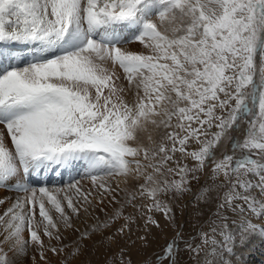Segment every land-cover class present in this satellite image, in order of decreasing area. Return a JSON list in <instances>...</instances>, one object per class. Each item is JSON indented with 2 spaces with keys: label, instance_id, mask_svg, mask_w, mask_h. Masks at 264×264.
<instances>
[{
  "label": "snow or ice",
  "instance_id": "obj_1",
  "mask_svg": "<svg viewBox=\"0 0 264 264\" xmlns=\"http://www.w3.org/2000/svg\"><path fill=\"white\" fill-rule=\"evenodd\" d=\"M0 126V191L13 194L0 197V264H36L30 251L70 264L83 249L65 252L68 230L110 245L135 226L147 245L157 214L174 235L146 264H182L181 251L248 264L264 243V0H0ZM193 182L198 245L174 211Z\"/></svg>",
  "mask_w": 264,
  "mask_h": 264
},
{
  "label": "rangeland",
  "instance_id": "obj_2",
  "mask_svg": "<svg viewBox=\"0 0 264 264\" xmlns=\"http://www.w3.org/2000/svg\"><path fill=\"white\" fill-rule=\"evenodd\" d=\"M135 44V45H134ZM130 51L140 52L143 51L142 45L138 43H131L127 46ZM140 48V49H139ZM119 70V69H118ZM118 75L120 78L123 77V73L121 70H119ZM125 82V83H124ZM121 83H124L125 86L127 85V82L124 80H121ZM243 127V126H242ZM215 131V129H213ZM234 137H239L241 140L243 137L239 133H232ZM147 143V141L145 142ZM224 151L228 154H231V141L225 142L224 145ZM189 166H191V162H189ZM87 184V182H85ZM123 187V185H121ZM193 195H186L181 200L176 202V205L174 206V211L176 213V222L177 226L181 222L184 223V232L186 237L191 235L194 237L193 243L194 245L201 244V238L198 235V233L201 231V224L195 222L191 217L194 213L193 208V201H194V194L196 192V185L195 182H193ZM187 205L186 209H183V215H181L182 206ZM8 206L6 203L4 206H1L0 208V214L3 213L5 208ZM101 207H104L105 211L101 212L99 208L96 209L95 215L99 217V221H104L106 219L105 213L108 215H111L112 209L115 207V205H102ZM132 209H127L125 211V215H128L130 212H132ZM191 213V215H190ZM154 218L158 219L160 221L161 229L152 228L151 234L148 237V243L147 245H144L143 242L138 239L137 237L141 236L143 233L140 230H136L135 226H133V235L131 237V240H127V238H120L117 237V242L112 244H107L104 242L103 237L100 234H94L89 238L88 240L79 241V233L68 230L67 232H64V236L66 237L63 239L60 243L69 245V248L65 250V252H70L72 250V246L74 245V242L81 243L82 246V252L77 256L74 257L70 264H119V253L121 249H125L124 256L125 258L130 257L131 258V264H146V262H149L153 258L154 253H159L164 248V246L169 242V240L174 235L173 228L167 225V222L157 214ZM91 219V218H90ZM206 219V216L204 217ZM93 220V219H92ZM97 221L93 220V222L86 225V223H81L79 220H73V223L75 227H78L81 231L85 230V228H90L94 223ZM124 223L123 220H118L115 223L112 224L111 228L106 230L103 233V236H108L112 232H115L116 229H118L122 224ZM142 223V221L140 222ZM63 230V229H62ZM168 230V232H166ZM204 232H210V228L208 226H205L203 228ZM218 238V237H217ZM45 241V244H48V239L46 237L43 238ZM132 241H135V243H132ZM53 245H56V241H52ZM184 248V245L181 244V249ZM35 255L36 258V264H45L44 260H41L38 253H33L30 251L29 256ZM47 260L49 261V264H60L61 259L63 258L64 254H61L60 256L54 255L51 251H46L45 253ZM180 259L182 261V264H195V261L190 258V255L186 251H181L180 253ZM26 264H32L31 259H28L26 261Z\"/></svg>",
  "mask_w": 264,
  "mask_h": 264
},
{
  "label": "bare ground",
  "instance_id": "obj_3",
  "mask_svg": "<svg viewBox=\"0 0 264 264\" xmlns=\"http://www.w3.org/2000/svg\"><path fill=\"white\" fill-rule=\"evenodd\" d=\"M135 45V44H134ZM143 47V46H142ZM129 49V48H128ZM140 49V48H139ZM130 50V49H129ZM141 51V50H140ZM118 70V69H117ZM119 71V70H118ZM120 72V71H119ZM122 72V71H121ZM123 73V72H122ZM121 80L124 81L123 77L121 78ZM125 83V82H124ZM123 83V84H124ZM2 127V126H0ZM6 131V130H5ZM146 142V140H145ZM53 180L55 181L56 178L53 177ZM123 185V184H121ZM5 195H13L12 193H5L3 191H0V197H3ZM1 206H4V205H0V208ZM195 211V210H194ZM191 215V213H190ZM93 222L92 219H88L86 221V225H88L89 223ZM80 227L77 226V228ZM168 232V230L166 231ZM253 250L250 252V253H245V259L248 261V264H264V243L260 242L259 240H256L253 242V244L250 246Z\"/></svg>",
  "mask_w": 264,
  "mask_h": 264
}]
</instances>
